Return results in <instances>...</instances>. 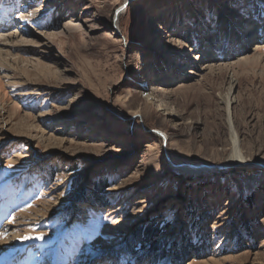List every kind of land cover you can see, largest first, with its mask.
I'll use <instances>...</instances> for the list:
<instances>
[{"label": "rangeland", "instance_id": "rangeland-1", "mask_svg": "<svg viewBox=\"0 0 264 264\" xmlns=\"http://www.w3.org/2000/svg\"><path fill=\"white\" fill-rule=\"evenodd\" d=\"M262 6L0 0V36L26 40L0 52V243L13 240L3 264H264V35L227 59L196 41L228 19L245 20L242 36L262 28ZM232 79L243 167L222 166ZM151 90L175 123L145 113Z\"/></svg>", "mask_w": 264, "mask_h": 264}, {"label": "bare ground", "instance_id": "bare-ground-1", "mask_svg": "<svg viewBox=\"0 0 264 264\" xmlns=\"http://www.w3.org/2000/svg\"><path fill=\"white\" fill-rule=\"evenodd\" d=\"M259 9L261 10L260 15H264V6L260 7ZM122 14H123V10L117 12L116 26L118 29H120L119 20H120V17L122 16ZM244 21L242 20L240 22V24H241V27H240V26H236L229 19L223 20V23L219 24V27L216 31L219 35H217L214 39H209V35H211V33L209 31L206 32L204 29L205 27L201 30L199 29L198 33H200L202 35V37L199 38V35H198V37H196V39H197L196 41H197L198 50L202 49V50H200V54H205V57H207L208 59H211V58H215L216 56L214 57V56L208 54V51L215 52L218 50L222 54H224V56L227 59L228 57H234V56L242 55L243 53H246L247 50L251 49L249 47V43L252 42V40L255 41V37H253V33L258 31L264 35V26L260 29H257L258 26H255V25H254V27L251 26V28L248 29L246 32V35H247V33H248V35L242 36V34L240 35V32L244 31L243 27L245 24L247 25V23H244ZM253 24H254V22L251 25H253ZM73 27H78V26L75 25ZM229 30H230V33H228ZM3 31H4V29L0 26V32H3ZM203 31H205L206 33H204ZM235 31L237 33H234ZM224 32H226V33H224ZM21 35L22 34L18 35L17 33L1 35L0 36V45H2V46L0 47V52H2L5 49L4 47H7L8 45L12 46L13 42L18 41V44H21L24 41H26L21 37ZM224 35L227 38L224 39V41L222 42V38L224 37ZM212 40H214V41H212ZM247 40H250V41L248 42ZM263 42H264V40H263ZM221 43H224L223 47H220ZM197 58H195V59H197ZM254 59L259 60L255 56H254ZM245 61H247V60H245ZM182 67H184L183 62L179 63L178 68H182ZM189 73H191V72H189ZM162 79L164 82L165 78H162ZM233 90H234V80L232 79L231 84L229 85L225 96L220 97V100H221L220 102L223 104V106L226 110L227 126L229 128L228 130L230 131V144H231L230 145V148H231L230 149V155L228 156V158L226 159L224 164L223 165L221 164V165L226 166V167H228V166L229 167L230 166L231 167H243V166H245V164L248 163V159H247L246 155L242 152V143L238 139V135H237V132L235 129V123H234L233 117H232L231 109H232V106H234V104L236 103V99L232 95ZM144 103H145V109H146L145 113L146 114L149 112L150 109H152L153 107H156L157 110L162 111L164 113V115H166L170 119L171 123H175L176 122L175 119L179 118L178 115H176V113L174 112V110L169 108V106L165 103L164 98L158 92H155L152 90L149 91L147 96H146V100ZM136 116L141 117L138 114ZM156 133L161 134L160 137L163 140H166V141L168 140V136L165 133L158 131V130L154 134H156ZM175 168H176L177 172H181L183 174H188V175L204 174V173L210 172L213 169V167L211 165H204V164L203 165L183 164L180 166L175 165ZM214 168H216V167H214ZM216 169H218V168H216ZM8 241H13V240L7 239L2 243L8 242ZM2 243H0L1 244L0 245V253L2 251H4V249H1L2 246H4V245L10 246V244L9 245L8 244L3 245ZM10 247H12V246H10ZM4 261H6V259L1 258L0 264H3Z\"/></svg>", "mask_w": 264, "mask_h": 264}, {"label": "trees", "instance_id": "trees-1", "mask_svg": "<svg viewBox=\"0 0 264 264\" xmlns=\"http://www.w3.org/2000/svg\"><path fill=\"white\" fill-rule=\"evenodd\" d=\"M155 233H156V232H153V231H151V232H149V231H145L144 234H145V236H146L147 238H148V237H151V238H152V237L155 235ZM186 248H188V247H187V246H184V247H183V250H185Z\"/></svg>", "mask_w": 264, "mask_h": 264}, {"label": "water", "instance_id": "water-1", "mask_svg": "<svg viewBox=\"0 0 264 264\" xmlns=\"http://www.w3.org/2000/svg\"><path fill=\"white\" fill-rule=\"evenodd\" d=\"M125 5H127V4L125 3ZM116 16H117V14H116ZM116 16H115V17H116ZM156 134H157L158 136H160V135H161V134H158V133H156ZM218 169H219V168H218Z\"/></svg>", "mask_w": 264, "mask_h": 264}, {"label": "snow or ice", "instance_id": "snow-or-ice-1", "mask_svg": "<svg viewBox=\"0 0 264 264\" xmlns=\"http://www.w3.org/2000/svg\"><path fill=\"white\" fill-rule=\"evenodd\" d=\"M36 239H41V237H36Z\"/></svg>", "mask_w": 264, "mask_h": 264}]
</instances>
